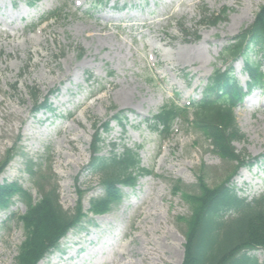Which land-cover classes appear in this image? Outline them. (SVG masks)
<instances>
[{"label":"rangeland","instance_id":"1","mask_svg":"<svg viewBox=\"0 0 264 264\" xmlns=\"http://www.w3.org/2000/svg\"><path fill=\"white\" fill-rule=\"evenodd\" d=\"M263 5L264 0H107L101 6L93 0H0V162L9 149L20 148L0 182L19 181L38 199L28 164L42 162L58 184L62 206L76 207L78 183L90 214L39 264L184 262L192 211L182 193L198 191L202 172L210 186L220 184L237 162L224 161L203 134L178 119L171 138L162 141L148 118L172 99H200L215 65L222 66L224 47ZM224 7L228 15L217 25L200 22L203 8ZM54 10L57 18L35 28ZM243 64L240 59L234 68L246 86ZM35 90L41 100L56 91L49 109L33 112ZM119 112L122 124L112 119L102 154L131 147L152 173L136 187H124L112 210L93 215L92 200L104 195L88 168L94 124ZM235 112L243 133L235 146L259 161L237 168L232 184L252 199L264 194V91H252ZM177 186L183 192L175 193ZM11 211L23 214L26 206L18 201ZM8 214L0 211V264H16L25 240L23 225ZM253 254L264 262L263 250Z\"/></svg>","mask_w":264,"mask_h":264},{"label":"trees","instance_id":"2","mask_svg":"<svg viewBox=\"0 0 264 264\" xmlns=\"http://www.w3.org/2000/svg\"><path fill=\"white\" fill-rule=\"evenodd\" d=\"M103 2L93 0L95 5ZM228 10V7H224L219 13H212L203 8L200 22L216 25L226 18ZM57 12L52 11L51 17L47 15L42 22L57 18ZM183 33L188 35L190 32L184 28ZM234 39L223 49L221 61L227 63L243 56L245 71L250 78L247 88L264 87V5L254 21ZM233 72L231 64L225 69L216 66L204 88L202 99L186 106L169 101L151 119L163 139L171 136L176 119L187 122L197 133L205 136L215 154L226 162H237L220 184L210 186L202 172L198 177V191L183 192L182 187H176L175 193L183 192L192 211L186 219L185 259L182 264H264L253 254L255 250H264V194L249 199L242 196L231 183L237 168L252 163L251 157L239 152L235 146V142L243 138L235 110L247 92ZM39 92L30 91L34 112L50 108V97L42 101ZM122 114L119 112L102 124L99 121L94 124L88 168L98 177L104 191L102 197L92 200L90 211L94 214L112 210L122 200L123 186L133 187L139 177L151 174L150 169L140 166L139 153L131 147L124 146L119 153L111 150L107 155L102 154L104 133L110 131L111 119L122 124ZM19 151L18 145L7 151L0 162V176ZM28 174L31 181L38 185V199L33 197L31 189L26 190L19 181L0 182V210H10L16 204V199L26 206L25 213L10 215V220L21 223L25 231L16 264H38L58 248L61 239L70 230L79 228L89 217L83 207L85 192L78 183L77 205L67 210L60 202L58 184L51 175V169H45L42 162L29 160Z\"/></svg>","mask_w":264,"mask_h":264},{"label":"bare ground","instance_id":"3","mask_svg":"<svg viewBox=\"0 0 264 264\" xmlns=\"http://www.w3.org/2000/svg\"><path fill=\"white\" fill-rule=\"evenodd\" d=\"M185 58H186V56H183V59H185ZM124 99H125V101H126V100L128 99V96L125 95Z\"/></svg>","mask_w":264,"mask_h":264}]
</instances>
